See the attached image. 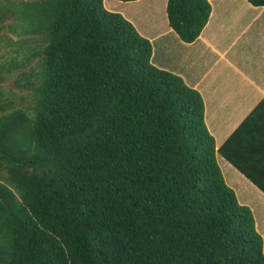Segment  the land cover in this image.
Segmentation results:
<instances>
[{
  "label": "trees",
  "instance_id": "trees-1",
  "mask_svg": "<svg viewBox=\"0 0 264 264\" xmlns=\"http://www.w3.org/2000/svg\"><path fill=\"white\" fill-rule=\"evenodd\" d=\"M165 9L192 42L211 5ZM6 26L32 35L7 37L23 58L0 64L28 66L32 105L0 89V264H264L201 95L152 64L128 19L103 0H0Z\"/></svg>",
  "mask_w": 264,
  "mask_h": 264
},
{
  "label": "crops",
  "instance_id": "crops-1",
  "mask_svg": "<svg viewBox=\"0 0 264 264\" xmlns=\"http://www.w3.org/2000/svg\"><path fill=\"white\" fill-rule=\"evenodd\" d=\"M208 1V20L192 42L172 30L166 11V21L140 32L150 41L152 64L201 95L224 181L250 208L264 251V6Z\"/></svg>",
  "mask_w": 264,
  "mask_h": 264
},
{
  "label": "rangeland",
  "instance_id": "rangeland-1",
  "mask_svg": "<svg viewBox=\"0 0 264 264\" xmlns=\"http://www.w3.org/2000/svg\"><path fill=\"white\" fill-rule=\"evenodd\" d=\"M5 1V0H4ZM166 0H140L137 3L129 1H120V0H103V5L106 9L118 12L122 14L126 19H128L137 31L143 35L140 31H144L143 28L149 29L154 23L159 26L162 21H166L165 16V5ZM5 22L12 23V21L7 19ZM145 33H147L145 31ZM17 35L15 31H12L8 26L0 29V64L10 61L12 55H16V58L19 60L23 58V52L13 50V46H9V40L7 37H12L13 41L20 40L21 38L32 37L25 33H20ZM5 36V39L2 38ZM144 36V35H143ZM32 45V44H31ZM30 51V50H29ZM39 56H36L31 61V64H34L38 61ZM28 69V66L22 68L14 69L10 72L1 71L0 74H5L3 78H0V89L4 92L3 96L5 98H10L14 100L13 106L20 105L19 99L23 97V105L31 104V97L28 96V93L31 92L32 86L30 83H27L25 77L21 76L20 72H24ZM229 175V172H226V177ZM227 179V178H226ZM229 179V178H228ZM264 252V251H263Z\"/></svg>",
  "mask_w": 264,
  "mask_h": 264
}]
</instances>
